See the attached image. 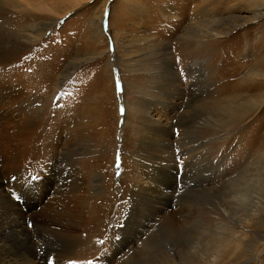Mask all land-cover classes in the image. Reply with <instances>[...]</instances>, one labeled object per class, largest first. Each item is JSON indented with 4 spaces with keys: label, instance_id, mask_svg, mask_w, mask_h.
Returning <instances> with one entry per match:
<instances>
[{
    "label": "rangeland",
    "instance_id": "rangeland-1",
    "mask_svg": "<svg viewBox=\"0 0 264 264\" xmlns=\"http://www.w3.org/2000/svg\"><path fill=\"white\" fill-rule=\"evenodd\" d=\"M202 1L45 0L46 6L40 7L42 10L37 13L34 11L37 17L29 18L28 12L13 16L11 28L15 32L21 29L28 32L32 23L53 19L36 44L0 68V77L8 79L13 76L17 86L33 98L36 128L24 142L21 141L26 151H33L27 162L29 174L42 179L48 168L54 165L62 171L65 169L61 175H54V180L62 177L67 180L70 171L79 168L86 187L91 186L94 180H99L104 186L101 191L90 189L88 194L83 192L86 194L85 204L79 206L78 212L83 221L87 220L83 226L90 218L96 217L99 208L106 207L105 204L99 205L98 201L107 191L111 190L114 200L118 201L131 178L136 175L134 178L138 179L151 161H160L156 150L164 144L157 141L153 144L156 149L148 145L149 135L142 127L145 118L150 117L153 122L168 126L173 152L190 143L181 125H171L174 120L172 110L161 107L158 100L163 78L175 75L187 81L184 83L190 80L187 72L190 56L200 47L187 32V26L193 20L194 7H201ZM208 2L212 15L218 20L214 21L213 30L226 28L227 34L218 37V42L215 37L211 48H208L213 63L212 73L220 76H214L211 92L204 97L207 100L215 98L216 90L224 83L239 86L244 97L264 93V77L256 74L258 71L264 73V0ZM234 71H240V74L233 80L229 76ZM225 72L229 75L224 76ZM62 73L66 77L60 79ZM125 100L130 102L128 109L124 105ZM177 101L186 108L190 100L182 96ZM185 110L188 107L180 113ZM228 128L214 124L208 125L207 130L203 125L200 127L203 136L212 139L210 145L216 155L214 162L222 165L218 167L208 199L212 216L215 218L222 213L224 226L212 225L213 230L206 233H224L221 236L228 235L230 239L237 233L243 238V258L239 263L232 260L228 264H264V162L260 160L264 153V104ZM226 131L228 134L221 137ZM161 139L164 141V137ZM62 151L63 156L59 155ZM247 182L256 186L258 211L252 213L247 210L253 201L248 198L246 209L238 213L234 209L230 216L226 215L222 209L235 204L233 195L240 192ZM111 185L112 189L109 188ZM201 193L188 187L177 190L176 204L201 206L204 202L202 197H206ZM23 198L17 200L23 204ZM109 205L113 208L115 204L110 202ZM123 208L122 214L118 212L105 217L110 221L107 226L103 221L89 232L92 235L102 233L103 229L128 232L130 228L132 232L134 225H125L126 205ZM196 211L200 217L199 210ZM35 212L33 210L29 215ZM233 227L244 231L230 232ZM154 229L156 227L150 230L152 235L163 239L159 242L161 249L171 250L172 255H177L183 247L197 254L203 251L194 241L198 235L201 237L200 232H178L177 238H172L168 234L170 232L156 233ZM103 241L104 238L99 239V247ZM202 241L205 242L204 239ZM96 242L95 238L91 244ZM102 245L101 253L91 252L89 259L87 255L79 263L101 264V256L107 249L106 243ZM83 249L79 248L77 253ZM124 251L128 256L129 251ZM124 251L116 254L113 264L120 262Z\"/></svg>",
    "mask_w": 264,
    "mask_h": 264
},
{
    "label": "bare ground",
    "instance_id": "bare-ground-1",
    "mask_svg": "<svg viewBox=\"0 0 264 264\" xmlns=\"http://www.w3.org/2000/svg\"><path fill=\"white\" fill-rule=\"evenodd\" d=\"M207 3L208 0H203L201 7H194L193 20L187 26V32L200 47L198 51L192 53L198 56H190L191 62L187 64L189 82L184 83L187 81H182L175 75L168 79L163 78L158 100L161 107L172 110L174 120L170 122L171 125H181L186 130L184 133L190 138V143L173 152L172 136L168 126L153 122L150 117L145 118L142 127L149 135L148 145L156 149L153 144L157 141H162L164 144L161 145L160 150H156L161 158L160 161H151L148 169L138 175V179L134 178L136 175L134 179L131 178L124 186L118 201L114 200L111 190L107 191L98 201L99 205L105 204L106 207L99 208L96 217L90 218L84 226L86 219L83 221V216L78 215L79 206L85 204L83 202L90 189L101 191L104 186L99 180H94L91 186L86 187L82 170L79 168L72 169L71 173L65 172L71 174L67 180H63V177L54 180V175H61V172L65 171L54 165L48 168L47 174L42 179H35L33 174H29L27 162L33 151H26L24 149L26 146L22 147L21 141L36 128L37 118L34 116L33 103H31L33 98L23 88L17 86L13 76L8 79L0 77V264H70V262L80 264L85 256L88 255V259L92 256L91 252L101 253L100 247L103 243L107 244V249L101 256V264H113L116 254L124 250H128L129 255L126 256L124 251L125 255L118 264H228L232 260L240 262L245 253L242 248V237L237 233L232 235L231 239L228 235L221 236L224 235L223 232L216 235L208 234L213 230L212 225L224 226L222 213L215 218L212 216V207L208 199L210 188L215 181L214 177L218 175V167L222 165L220 162H214L216 155L210 145L212 139L204 137L200 127L203 125L207 130V126L211 124L223 128L236 124L252 114L255 109L263 106L264 93L244 97L240 93L243 89L239 86L233 87L232 84L224 83L216 90L215 98L207 100L204 97L211 92L214 76H220L212 73L213 63L209 58L211 52L208 50L215 37L218 39L221 35L227 34L226 28L213 30L214 21L218 20L212 15ZM45 6V0H0V68L13 62L36 44L53 20L45 19L32 23L27 29L28 32L24 29L15 32L11 28L13 16L20 12H28L29 18L37 17V11ZM170 15L175 17L173 13ZM218 41L219 39L216 42ZM237 72L234 71L229 77L234 80L240 74V71ZM225 74L224 76L229 75L226 72ZM256 74L264 77L261 71ZM65 77L62 73L60 79ZM182 96L188 97L190 101L186 106L188 110L180 113L181 110L186 109L177 101ZM124 105L127 109L130 108L128 100L124 101ZM227 132L229 131L220 136H225ZM163 137L164 141L161 139ZM62 153L63 151L59 155ZM62 156L60 157L63 158ZM261 159L264 162V153ZM254 176L259 175L254 174ZM6 180L7 184H5ZM247 183L240 192L236 191L237 193L233 195L235 204H231V208L229 206L223 208L222 212L230 216L234 209L237 213L246 209L245 203L250 201L248 198H252L253 201H251L252 206H248L247 210L252 213L258 211L255 203L256 186L253 182ZM112 187L111 185L109 188ZM187 187L202 191L201 194L206 196L202 197L204 202L201 206L176 204L175 192ZM84 191L86 194H83ZM21 197L25 199L23 204L17 200ZM110 202L115 204L113 208L109 205ZM124 205H126L124 223L125 225L130 223V227L134 225L132 232L130 227H127L130 228L128 232L121 230L112 232L105 229L97 235L89 232L91 228L99 227L103 221L107 226L110 221L105 220V217L118 212L122 214ZM196 209L199 210L200 217H197ZM33 210L36 212L30 216ZM246 222L250 224L249 220ZM153 227H156L154 229L156 233L170 232L168 234L172 238H177L178 232H197V234L200 232L201 237L198 235L194 241L203 251L197 254L183 247L177 249V255H172L171 250L161 249L159 242L163 239L158 235H152L153 232L150 230ZM67 229L73 231L69 232ZM231 231L244 230L233 227L230 228ZM95 238L97 242L91 244ZM101 238H104V241L99 247L98 242ZM109 244L112 245L110 249ZM82 247L84 249L80 254L77 253Z\"/></svg>",
    "mask_w": 264,
    "mask_h": 264
},
{
    "label": "snow or ice",
    "instance_id": "snow-or-ice-1",
    "mask_svg": "<svg viewBox=\"0 0 264 264\" xmlns=\"http://www.w3.org/2000/svg\"><path fill=\"white\" fill-rule=\"evenodd\" d=\"M70 264H76V262H70Z\"/></svg>",
    "mask_w": 264,
    "mask_h": 264
}]
</instances>
